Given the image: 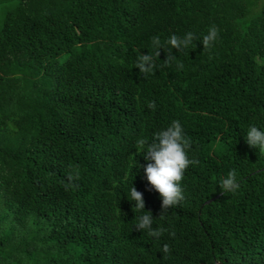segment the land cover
Masks as SVG:
<instances>
[{
	"label": "trees",
	"instance_id": "obj_1",
	"mask_svg": "<svg viewBox=\"0 0 264 264\" xmlns=\"http://www.w3.org/2000/svg\"><path fill=\"white\" fill-rule=\"evenodd\" d=\"M15 1L0 21V264H264V152L245 143L264 131V0ZM189 32L170 66L166 46L147 78L135 68L153 37ZM174 120L199 163L160 218L137 142ZM131 187L159 239L135 230Z\"/></svg>",
	"mask_w": 264,
	"mask_h": 264
},
{
	"label": "clouds",
	"instance_id": "obj_2",
	"mask_svg": "<svg viewBox=\"0 0 264 264\" xmlns=\"http://www.w3.org/2000/svg\"><path fill=\"white\" fill-rule=\"evenodd\" d=\"M217 37L218 29L213 25L202 39L203 49H209ZM195 39L196 37L191 32L186 33L182 38L173 34L165 44H162L160 38L155 36L152 38L153 52L146 55L140 54L135 68L139 70V73L144 78H147L156 67L155 60L159 57L161 49L164 50L166 46H169L163 63L166 66H170L176 61V56L172 54L171 50L176 49L177 51H181L187 48ZM176 66L180 70L183 68V63L177 62ZM149 107L154 109L156 107L155 102H150ZM137 143L139 147L145 149L143 151L144 159L150 161L143 168L144 176L149 190L157 192L162 200L160 218H163L169 208L178 205L184 200L180 182L188 166L198 164L199 161L188 158L187 150L191 148V141L185 136L183 127L178 120L172 121L166 129L156 132L151 143L146 139H140ZM245 143L250 148L259 149V151L264 152V131L258 129L256 126H251L247 131ZM77 179H79L78 174H68L67 180L69 183L66 185V189L78 187V185L73 183ZM219 186L223 193H234L239 188L236 171H230L225 178L220 180ZM130 197L135 202V210L145 213L137 218V223L134 225L135 230L140 232L147 231L150 237L159 239L165 229H153L151 213L144 211L145 202L143 193L137 191L135 187H131ZM169 235L175 237V232H171ZM162 251L168 254L171 251L169 245L164 244Z\"/></svg>",
	"mask_w": 264,
	"mask_h": 264
},
{
	"label": "rangeland",
	"instance_id": "obj_3",
	"mask_svg": "<svg viewBox=\"0 0 264 264\" xmlns=\"http://www.w3.org/2000/svg\"><path fill=\"white\" fill-rule=\"evenodd\" d=\"M16 1L15 0H11L9 2L0 4V21L2 20L3 17V12L11 7H13L15 5ZM1 26V24H0Z\"/></svg>",
	"mask_w": 264,
	"mask_h": 264
}]
</instances>
